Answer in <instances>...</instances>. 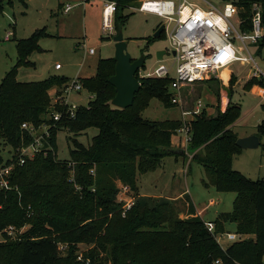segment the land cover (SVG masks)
Masks as SVG:
<instances>
[{"label":"trees","instance_id":"obj_1","mask_svg":"<svg viewBox=\"0 0 264 264\" xmlns=\"http://www.w3.org/2000/svg\"><path fill=\"white\" fill-rule=\"evenodd\" d=\"M110 1L117 4L114 29L123 31L133 14L124 12L139 0ZM232 3L241 10L245 32L252 31V5L260 4L264 28V0ZM40 35L35 33L17 42V62L0 83V167L14 166L9 178L11 189H0V234L7 240L0 243V264H87L88 260V264H214L219 259L224 264H264V179L251 180L233 168L234 158L242 150L236 145L239 137L233 129L241 104L231 102L216 117H207L203 112L188 122L193 162L204 168L206 187L212 185L218 192L236 194L232 212L221 213L213 223L217 232H225L224 225L234 223L237 234L246 238L223 250L207 230L190 196L182 198L188 208L187 219L179 217L174 202L151 209L135 199L125 216L121 206L114 204L115 180L137 194L138 174L155 171L165 157L184 156L183 148L177 150L172 143L181 121L143 117L152 99L167 107L174 105L168 89L174 79L140 78L138 73L142 87L133 106L118 109L111 104L116 90L109 83L116 62L114 58L101 59L96 74L80 80L93 99L87 106H79L72 118L67 105L57 103L52 108L50 96L55 88L62 92V87L71 81L69 78L51 75L43 81L26 83L17 79L18 69L31 67L29 57L42 51L38 45ZM156 40L147 38L145 49L148 51ZM261 42L264 44V36ZM227 73L226 70L222 74L225 82ZM249 84L264 87V80L252 77ZM50 112H60L62 118L54 121ZM24 123L36 129L47 126L49 137L34 158L19 165V149L34 142V136L22 129ZM90 129L98 132L88 146L74 139L70 160H54L51 151L58 147L59 132L67 130L76 138ZM5 147L11 148V159L4 160ZM91 169L96 170V178L90 176ZM71 171L78 184L86 187L82 198L70 188ZM13 209L19 213V222H9ZM10 225L18 229L30 227L12 241L4 233ZM81 243L97 244L96 252L79 260L74 251ZM60 245L68 246L64 249L69 251L66 257L60 255Z\"/></svg>","mask_w":264,"mask_h":264},{"label":"rangeland","instance_id":"obj_2","mask_svg":"<svg viewBox=\"0 0 264 264\" xmlns=\"http://www.w3.org/2000/svg\"><path fill=\"white\" fill-rule=\"evenodd\" d=\"M140 1L135 7L124 12L125 15L133 12L122 31L128 43V51L134 59L142 55L147 56L145 68L141 70L142 74H152L160 64H164L170 70L169 78L174 79L176 62L167 35H163V32V36L156 37L157 40L148 51L145 49L147 38L154 37L159 28L157 26H160L163 20L157 16L138 13L136 9ZM175 1L178 2V0ZM195 1H198L201 6H206L205 1L222 6L225 2L237 0ZM108 2L109 0L88 2L84 0H4L0 4V83L17 62V42L29 39L35 33L41 34L38 45L42 51L34 52L29 57V61L33 64L31 67L18 69L19 82H39L51 75L65 76L70 80H88L93 77L101 59L115 57L114 37L118 32L115 31L114 25L111 32L104 31L102 27L101 11ZM68 6L71 10L65 13L64 9ZM114 19L115 14L113 24ZM9 34L10 40H6ZM237 44L242 45L239 42ZM246 45L254 62L251 61L248 65L232 66V73L225 74V78L229 73L232 75L227 84L221 78L223 73H215L203 82L182 87L180 90L173 89L169 85V92L173 98H177L178 103L167 107L161 101L152 99L144 110L143 117L152 121L168 120L188 123L197 116L193 114L197 109L200 111L198 116L204 112L207 117H216L219 112L225 111L229 103H240V117L233 129L239 138L258 137L260 145L256 149L241 150L234 158L233 168L249 179L257 181L264 179V103L257 97L256 86L259 85H250L249 80L257 68L264 73V44L261 39L258 40V44H252L249 39H246ZM91 49L95 50V54H90ZM165 49L169 52L164 56L163 61H159L156 53ZM245 55H248L247 52ZM56 64H60L62 70L56 71ZM139 77L142 78L140 73ZM64 88L65 85L62 87V92L57 88L50 91L52 108L57 103L62 104L66 96ZM92 97V94L83 89L80 93L71 92L68 99L70 104L87 106ZM184 112L190 114L183 115ZM46 129H48L46 126L40 127L38 135L41 136ZM97 132L96 129H90L87 134L76 138L67 130L59 132L58 147L51 151L52 157L57 163L70 160L74 139L88 146ZM172 143L177 150L183 148L184 156L165 157L155 171L138 174L137 194L131 190L127 196H124L121 190L124 184L120 180L114 181L117 188L115 207L119 205L118 207L122 208L124 202L131 198L137 199L140 204H146L151 209L164 203L174 202L179 217L187 219L189 218L188 208L182 202V198L190 196L199 211H203L208 206L202 217L205 222H214L221 213L232 212L236 194L218 192L212 185L206 187L207 174L202 166L193 162L194 153L190 151V144L185 145L177 133L173 135ZM2 153L4 160L11 159L13 156L9 147H5ZM89 174L92 178H96V170L91 169ZM68 178L73 182L70 188L74 194L79 192L82 198V189L86 187L82 188L78 184L74 171L69 173ZM180 196L182 198H179ZM35 206L38 207L39 203H35ZM50 207L52 211L53 205L50 204L48 208ZM2 215L8 216V213ZM19 221V213L13 209L9 222ZM27 229L28 227L25 231ZM236 229L234 223L224 225L226 233L235 234ZM9 238L12 241L16 240L15 237ZM6 241L0 234V243L3 244ZM96 249L97 244L81 243L76 246L74 252L89 257L91 252H96ZM68 252L67 249L61 250L60 255L66 257Z\"/></svg>","mask_w":264,"mask_h":264},{"label":"built area","instance_id":"obj_3","mask_svg":"<svg viewBox=\"0 0 264 264\" xmlns=\"http://www.w3.org/2000/svg\"><path fill=\"white\" fill-rule=\"evenodd\" d=\"M2 1L0 0V2ZM88 1L90 0H84V2ZM205 3L206 6H201L188 0H178V2L175 0H141L136 9L138 13L161 18L162 23L165 24L164 32L167 35L169 46L172 51L176 52L174 56L176 62L175 75L171 83L173 89L180 90L182 87L203 82L210 75L220 73L235 64L248 65L251 61L254 62L246 45V39H249L252 44H258V40L264 36L262 6L260 4L254 3L252 5V31L245 32L242 30L241 10L237 5L232 2H225L222 6H216L208 1H205ZM70 10L71 7L68 6L64 9V12L69 13ZM116 11L117 4L110 0L102 8V27L104 31L111 32L113 30V18ZM6 40H10V34ZM238 42L242 45L237 44ZM245 52L248 55H245ZM94 53L95 50L91 49L90 54ZM55 69H61V65L56 64ZM169 71L164 64H160L154 73L146 76L163 78L169 76ZM252 77L264 80V73L257 68ZM262 88L264 89V87ZM83 89L78 79L71 80L65 88L64 93L66 96L62 100V104L69 107L67 113L72 118H74L75 111L79 106L70 104L69 95L71 92L80 93ZM261 101L264 103V91L261 95ZM172 103L177 104V98L172 97ZM199 113L200 111L197 109L193 114L198 115ZM189 114L183 113L187 116ZM51 115L54 121H59L62 118L60 112H54ZM22 129L29 131L34 136V142L30 146L19 149V165L25 164L26 159H31L40 152L44 146V140L49 137L48 129L39 136L40 128L36 129L29 123H24ZM176 133L185 145L190 144L191 132L188 123L184 122ZM13 168V165L0 167V189H11L9 178ZM121 190L124 196L131 192V188L127 185L122 186ZM135 201L134 198H131L124 202L122 206L123 216L134 206ZM205 226L223 250L230 244L246 238V236L237 233L217 232L213 222H206ZM27 227L29 229L30 226L26 225L18 229L16 226L10 225L4 229V233L8 237L17 239L25 232ZM67 247L60 245V249L63 250ZM78 259L82 260V255L79 254ZM214 264L224 263L219 259Z\"/></svg>","mask_w":264,"mask_h":264},{"label":"water","instance_id":"obj_4","mask_svg":"<svg viewBox=\"0 0 264 264\" xmlns=\"http://www.w3.org/2000/svg\"><path fill=\"white\" fill-rule=\"evenodd\" d=\"M165 30V24L161 23L154 37H159ZM115 42V73L110 77L109 83L115 88L116 95L111 104L118 109H128L133 106L135 96L140 91L142 83L137 78V74L145 67L146 56L142 55L138 59L132 58L128 51V43L125 41L122 31L114 37ZM167 50H159L156 58L163 61ZM175 56L176 52L172 51ZM236 145L242 149H256L260 145V140L256 136L239 138Z\"/></svg>","mask_w":264,"mask_h":264},{"label":"crops","instance_id":"obj_5","mask_svg":"<svg viewBox=\"0 0 264 264\" xmlns=\"http://www.w3.org/2000/svg\"><path fill=\"white\" fill-rule=\"evenodd\" d=\"M191 2H193V3H199L198 1H195V0H190ZM101 18H102V11H101ZM95 54V53H94ZM234 66V65H233ZM231 69H232V67L231 68H227V69H224V70H222L221 72H220V74H222L224 71H226V70H228V72H231ZM56 70V69H55ZM60 70H62V68L61 69H59V70H56V71H60ZM232 73V72H231ZM231 73H229V77H228V81L231 79ZM140 76L141 77H145L146 75H144V74H142L141 73V71H140ZM221 78H222V75H221ZM223 79V78H222ZM223 81H224V83L225 84H227L228 83V81L227 82H225V80L223 79ZM256 89H257V97L259 98V99H261V95L263 94V91H264V89L259 85V86H256ZM93 98V97H92ZM174 146V145H173ZM175 148H176V146H174ZM139 195H140V192H139ZM172 199H177L176 197H171ZM179 198H182V196H180ZM178 198V199H179ZM196 207V206H195ZM208 207V206H207ZM207 207H205L204 209H203V211H199L198 209H197V207H196V210H197V212H198V214L201 216V217H203V215H204V213H205V209L207 208Z\"/></svg>","mask_w":264,"mask_h":264},{"label":"flooded vegetation","instance_id":"obj_6","mask_svg":"<svg viewBox=\"0 0 264 264\" xmlns=\"http://www.w3.org/2000/svg\"><path fill=\"white\" fill-rule=\"evenodd\" d=\"M165 50H167L168 51V49H165ZM169 52V51H168Z\"/></svg>","mask_w":264,"mask_h":264}]
</instances>
